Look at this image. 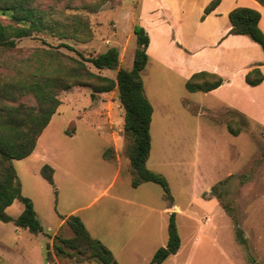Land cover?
<instances>
[{
	"label": "rangeland",
	"instance_id": "obj_1",
	"mask_svg": "<svg viewBox=\"0 0 264 264\" xmlns=\"http://www.w3.org/2000/svg\"><path fill=\"white\" fill-rule=\"evenodd\" d=\"M181 3L108 1L99 12L88 15L94 32L92 41L66 43L85 57L117 47L120 66L132 68L137 46L133 27L145 25L152 9L162 14L166 5L173 4L184 21L183 27L202 35L196 42L182 39V43L199 50L197 59L204 60L203 70L211 71V64L217 62L213 46L216 27L211 22L200 23L198 4ZM238 6L250 5L246 0H226L221 11ZM0 21L7 20L0 15ZM219 21L220 28L229 24L228 19ZM41 37L19 40L21 53L14 56H26L44 46L43 41L52 46L60 43ZM153 38L155 44L156 36ZM236 39L243 53L251 50L253 58L264 59L261 46L249 36ZM166 44L177 54L185 53L170 41ZM60 50L76 56L66 48ZM245 61V57H237L227 63L223 75L229 77ZM102 73L115 77L112 71ZM184 77L155 61L142 72L145 94L154 107L147 167L167 179L173 205L158 184L131 185L130 162L124 153L125 112L119 92L98 94L96 98L91 97L89 88L62 92V104L34 152L14 161L22 194L32 200L44 232L33 235L12 223L0 222V264H76L67 256L56 257L52 250L56 234L72 236L71 230L60 224L62 217L72 214L81 217L92 237L102 241L120 264H149L155 252L168 242L172 212H177L182 243L179 252L163 264H264V126L247 116L241 133L231 135L227 119L232 115L227 116L226 106L230 105L224 99L227 91L192 93L186 89ZM231 92L252 116L264 114V101L260 108L248 103L257 95L255 90L244 89L236 81ZM108 150L115 153L112 161L103 158ZM45 164L55 170L54 186L41 176ZM23 209V204L15 201L7 212L17 218Z\"/></svg>",
	"mask_w": 264,
	"mask_h": 264
},
{
	"label": "trees",
	"instance_id": "obj_2",
	"mask_svg": "<svg viewBox=\"0 0 264 264\" xmlns=\"http://www.w3.org/2000/svg\"><path fill=\"white\" fill-rule=\"evenodd\" d=\"M45 1L50 3L46 5ZM75 1L0 0V15L7 20L0 21V222L12 223L33 235L43 233L44 228L32 200L22 194L14 161L27 158L34 152L39 138L62 104L60 94L75 88L91 89L92 98L98 94L119 92L125 112L124 153L130 162L131 185L138 188L145 183L158 184L164 190L165 199L173 205L167 179L147 167L152 150L154 107L145 94L142 72L149 61V34L144 27L134 26L137 46L132 68L120 66L117 47L85 57L66 41L82 44L92 41L94 32L88 15L99 12L112 0ZM221 1L213 0L205 9V15L211 13ZM257 1L264 6V0ZM261 19L260 11L237 7L229 14V35L249 36L264 52ZM34 36L54 38L60 43L52 46L43 41L44 46L32 49L21 58L15 57L21 53L17 42ZM61 48L76 53V56L62 52ZM89 65L98 73L93 72ZM105 71L115 72V77L104 75L102 72ZM245 81L255 87L264 81V75L256 67L246 75ZM223 83L221 76L202 71L187 80L185 87L192 93H209ZM227 114L232 115L231 119H227V130L231 135L238 136L242 131V122L249 118L232 108L227 109ZM111 151L112 154L109 150L104 152V160H114L115 153ZM54 175L55 170L51 165L45 164L41 168V176L52 186L55 185ZM15 201L24 206L17 218L7 212ZM176 217L177 212L170 213L168 242L155 252L149 264H163L179 252L182 242ZM62 220L61 228L68 227L72 236L55 235L52 250L56 257L67 256L76 264H120L102 241L92 237L81 217L72 214L62 217ZM48 258H52L50 251Z\"/></svg>",
	"mask_w": 264,
	"mask_h": 264
},
{
	"label": "crops",
	"instance_id": "obj_3",
	"mask_svg": "<svg viewBox=\"0 0 264 264\" xmlns=\"http://www.w3.org/2000/svg\"><path fill=\"white\" fill-rule=\"evenodd\" d=\"M213 0H192L190 4L189 0H181V5H196L200 11L202 12L200 23L204 24L205 22H211L215 25V30L213 35L217 40L214 42V48H216L215 56L217 57V62L211 64V71L203 70L205 67L204 60L202 58L197 59L199 55V50H193L192 48L186 47L182 42V39H185L189 42H196L198 39L202 38V35L197 31H193L189 27H183L184 21L179 18L180 13H178L177 8L174 7L173 4L166 5L164 9H162V14L158 13V9H152L149 11L148 22L143 25L150 37V44L148 47V55L149 61L148 64L152 61L157 62L166 70L176 73L178 75L185 76V81L189 80L195 73H199L202 71L215 73L221 76L224 80V83L218 87L217 89L209 92L213 94H220L223 91H227L225 94V101L230 106H226L228 108L236 109L241 113L248 116L250 119L257 121L259 124L264 126V114H257V116H252L251 112H249L246 106L242 107L241 104H238L231 90L234 88V84L238 81L244 89L252 88L255 90L257 95L250 99L248 102L250 105H254L256 108H260L264 101V81L255 87L248 85L245 81L246 75L252 71L254 68L258 67L262 74L264 75V59L256 60L251 56L252 52L249 51V54H245L242 51V46H240V40L236 38H242L241 35H229V31L231 29V24L229 20L230 12L237 8L229 9L226 12L221 11L223 4L226 0H222L221 3L209 14L205 15V9L209 6V4ZM239 1V0H237ZM250 6H238V7H249L254 8L262 14V19L260 21V27L264 32V6L260 4L257 0H246ZM177 5V4H176ZM177 18V20L175 19ZM220 18L229 20V24L222 26H218L220 22ZM141 26V25H140ZM134 28V27H133ZM156 36L155 44L153 36ZM236 40V41H235ZM168 41L175 44L180 50H184L185 53H175L173 52L170 45L166 44ZM232 51H235L232 53ZM232 53V55H228ZM201 57V55H200ZM237 57H242L246 59L243 66L237 69V71L231 73L229 77L223 75L226 73V64L235 62ZM203 61V62H202ZM147 64V65H148ZM224 64V65H223ZM204 65V66H203ZM185 82V83H186ZM230 92V93H229ZM227 97V98H226ZM232 106V107H231ZM248 106V104H247ZM64 223L61 220L60 224Z\"/></svg>",
	"mask_w": 264,
	"mask_h": 264
}]
</instances>
